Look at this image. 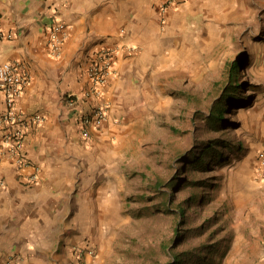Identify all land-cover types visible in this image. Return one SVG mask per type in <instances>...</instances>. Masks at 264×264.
<instances>
[{
  "label": "rangeland",
  "instance_id": "374dc122",
  "mask_svg": "<svg viewBox=\"0 0 264 264\" xmlns=\"http://www.w3.org/2000/svg\"><path fill=\"white\" fill-rule=\"evenodd\" d=\"M248 12L217 20L213 34L206 20H186L182 50L120 137L117 190L102 213L72 218V241L44 249L40 264H177L175 252L179 264H264V8ZM232 61L239 85L223 95ZM207 143L221 145L201 167L193 156Z\"/></svg>",
  "mask_w": 264,
  "mask_h": 264
},
{
  "label": "crops",
  "instance_id": "0c3cea01",
  "mask_svg": "<svg viewBox=\"0 0 264 264\" xmlns=\"http://www.w3.org/2000/svg\"><path fill=\"white\" fill-rule=\"evenodd\" d=\"M253 8L264 0H175L164 10L161 0H0V57L29 74L18 109L41 116L24 136L35 181L31 166L0 151V264L11 256L40 264L44 249L72 241V218L102 213L106 193L117 190L120 137L152 99L167 57L182 50L186 20H206L213 34L217 20H248ZM57 22L66 36L54 56ZM100 48L109 50L112 72L100 96L80 98ZM67 94L79 98L74 106ZM96 102L108 106L109 118L84 138L79 117Z\"/></svg>",
  "mask_w": 264,
  "mask_h": 264
},
{
  "label": "built area",
  "instance_id": "2783aa9c",
  "mask_svg": "<svg viewBox=\"0 0 264 264\" xmlns=\"http://www.w3.org/2000/svg\"><path fill=\"white\" fill-rule=\"evenodd\" d=\"M175 0H161L162 10ZM66 36L65 24L57 22L51 28L49 47L51 54L56 56L60 52L61 43ZM112 72V59L109 50L100 48L90 60L86 68L87 84L80 98L98 97L102 93L109 75ZM29 80L27 71H21L16 64L1 59L0 57V92L3 95L5 108L0 112V151L12 157L15 163L29 165V181H35L38 176V168L26 157L24 151L25 128L28 123L38 122L39 114L24 116L17 106L23 85ZM74 94H67L65 101L69 106H74L78 101ZM109 118L108 106L104 102H96L88 107L79 117L78 129L84 138H89L98 132ZM259 166L264 169V148L259 150Z\"/></svg>",
  "mask_w": 264,
  "mask_h": 264
},
{
  "label": "trees",
  "instance_id": "16d2710c",
  "mask_svg": "<svg viewBox=\"0 0 264 264\" xmlns=\"http://www.w3.org/2000/svg\"><path fill=\"white\" fill-rule=\"evenodd\" d=\"M239 75V64L236 61H232L228 64L227 66V70H226V79L227 82H225V88H224V93L223 95L230 93L231 91L235 90L238 87V83H237V77ZM227 83V84H226ZM233 86V87H232ZM230 91V92H229ZM223 95H221L219 97V99L212 105L211 109H210V113L208 116V120L211 121V123L214 125V127H220L222 125V121H223V112H224V108H223V101L222 99L225 98ZM221 144H218L216 146H219ZM228 145V142H227ZM216 146L212 145V144H206L207 150L200 152V154L197 156L196 154H194L193 159L194 162L193 163H202L200 166L203 167L205 166L206 162H201V160L203 159V157L207 156V155H215L216 154ZM243 146H239V149L237 151H240L242 149ZM221 153V152H220ZM220 153L218 155H220ZM238 153V152H236ZM217 159V158H215ZM169 185L173 186V184ZM161 206L167 207L166 202H163ZM179 213L182 217H184V212L183 209L179 208ZM183 219V218H182ZM183 220H180V222H182ZM175 234L177 235V237H179L181 235L180 232H178V229L175 228ZM204 251L203 249L199 251L202 252ZM182 261V256L181 253L175 252L173 253V262L174 263H181Z\"/></svg>",
  "mask_w": 264,
  "mask_h": 264
}]
</instances>
